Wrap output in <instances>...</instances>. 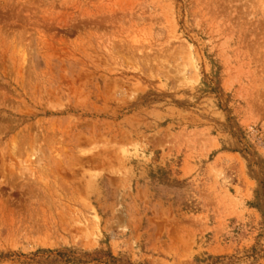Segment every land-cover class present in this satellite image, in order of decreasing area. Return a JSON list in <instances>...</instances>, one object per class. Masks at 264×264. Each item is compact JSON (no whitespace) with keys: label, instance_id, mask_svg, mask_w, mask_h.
<instances>
[{"label":"rangeland","instance_id":"1","mask_svg":"<svg viewBox=\"0 0 264 264\" xmlns=\"http://www.w3.org/2000/svg\"><path fill=\"white\" fill-rule=\"evenodd\" d=\"M0 264H264V0H0Z\"/></svg>","mask_w":264,"mask_h":264},{"label":"bare ground","instance_id":"2","mask_svg":"<svg viewBox=\"0 0 264 264\" xmlns=\"http://www.w3.org/2000/svg\"><path fill=\"white\" fill-rule=\"evenodd\" d=\"M10 150H11V151H10V154H13V151H14L13 148H11ZM20 170H21V171H22V170L25 171L26 168H25V167H22Z\"/></svg>","mask_w":264,"mask_h":264}]
</instances>
